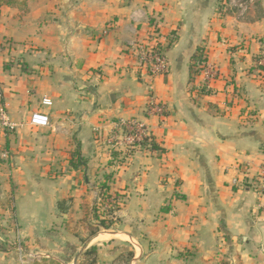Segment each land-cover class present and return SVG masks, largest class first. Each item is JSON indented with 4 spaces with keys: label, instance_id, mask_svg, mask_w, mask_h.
<instances>
[{
    "label": "crops",
    "instance_id": "0c3cea01",
    "mask_svg": "<svg viewBox=\"0 0 264 264\" xmlns=\"http://www.w3.org/2000/svg\"><path fill=\"white\" fill-rule=\"evenodd\" d=\"M17 1L0 5V115L16 125L0 118V264H78L109 245L129 264H264L251 186L264 176V0ZM153 33L169 70L150 78L132 48ZM201 53L210 80L194 76ZM151 97L166 118L145 116ZM37 112L49 127L30 123ZM122 119L144 122L158 150L111 148ZM107 176L120 206L89 237Z\"/></svg>",
    "mask_w": 264,
    "mask_h": 264
},
{
    "label": "built area",
    "instance_id": "2783aa9c",
    "mask_svg": "<svg viewBox=\"0 0 264 264\" xmlns=\"http://www.w3.org/2000/svg\"><path fill=\"white\" fill-rule=\"evenodd\" d=\"M132 49L135 51L140 67L146 71L150 78L167 74L169 70V63L166 57L167 45L162 41L159 35L153 33L146 41L135 45ZM256 67L261 74H264V58H259L258 62L256 63ZM200 68L202 69V73L207 80L215 77L218 72L215 66H212L208 63L206 64V62L202 64ZM42 105L50 107L53 105V102L49 98H44L42 100ZM167 114L168 109L166 105L157 102L153 97H151L150 102H148L145 110V116L147 118H166ZM0 118L2 125L5 128L10 130H14L16 128V125L10 123L7 115L4 112L1 113ZM30 123L36 127H49L51 121L48 115L37 112L32 114ZM101 130V128H95L94 133L96 134V137L104 138ZM120 138L126 142V153L130 154L135 149L142 148L141 146L143 142L146 139L150 140L152 136L150 135L144 122L137 119H122L119 122L114 123V127L106 136L105 140L111 148H115ZM251 186L263 199L262 209H264V176L256 182H253ZM111 195L112 194L107 193L105 200H103L104 196L102 195L100 197V202L96 204L99 206L103 205L102 211L114 210V205L120 206V200L115 202L114 196Z\"/></svg>",
    "mask_w": 264,
    "mask_h": 264
},
{
    "label": "trees",
    "instance_id": "16d2710c",
    "mask_svg": "<svg viewBox=\"0 0 264 264\" xmlns=\"http://www.w3.org/2000/svg\"><path fill=\"white\" fill-rule=\"evenodd\" d=\"M18 3H20V2L17 1V0H0V5H15V4H18ZM21 3H24V2H21ZM205 62H206L205 56L202 53L199 54L197 56V60L193 64V69L197 68V70L194 71V76L199 73V71L201 70V68H200L201 65L204 64ZM141 147L145 148V149H148L150 151L158 150V147H156V145L154 144V141H153L152 138H150V140L146 139L143 142ZM111 180H112V177L107 176L105 178V183L101 186V191L105 193V194H103V196H104L103 200L106 199L105 196L107 195V192L110 189L109 182H111ZM111 196H114V201L115 202L117 200L121 199V196L118 195V194H112ZM100 206L96 205V206H94V208L92 210V219H93L94 223H90L87 226L89 237H93V236L97 235L101 231V229L109 230L112 227V225H113V220H111L109 217L111 215H113L114 212H116L119 209V205L118 206L114 205V207H115L114 210H110V211L109 210H104V211H102L103 205H100ZM97 249L98 248L96 246L90 247L88 249V251L87 252L85 251V253L82 255V258L85 257V255L88 252L89 253H95L97 251ZM131 256H133V255H131ZM39 264H61V263H59L58 261H55V260H44V261H42Z\"/></svg>",
    "mask_w": 264,
    "mask_h": 264
},
{
    "label": "rangeland",
    "instance_id": "374dc122",
    "mask_svg": "<svg viewBox=\"0 0 264 264\" xmlns=\"http://www.w3.org/2000/svg\"><path fill=\"white\" fill-rule=\"evenodd\" d=\"M115 229V228H113ZM107 231V230H106ZM88 234V232H86V235ZM113 245H109V246H101V247H97L101 250V253L98 252V249L95 253H87L85 255V257L80 258V261L78 264H129L130 263V259H129V253L128 251H124V253L122 254L123 256H119L114 258L113 255H110L109 248H113V250H117L119 251V249L125 250L126 246H118V247H112ZM89 249V248H88ZM88 249H86L85 251L87 252ZM104 250V251H102ZM13 260H11L12 264H39L44 260H54L52 258H35L33 256H29V257H25V255L23 254L21 256V254L17 253V256L15 255V257L12 258ZM73 256H67L66 260L72 261ZM57 261V260H55ZM59 263H61L60 261H58ZM62 264V263H61ZM206 264V263H205ZM214 264V263H213ZM218 264H231V263H227L225 260H221ZM233 264H241L239 263V261L233 263Z\"/></svg>",
    "mask_w": 264,
    "mask_h": 264
}]
</instances>
